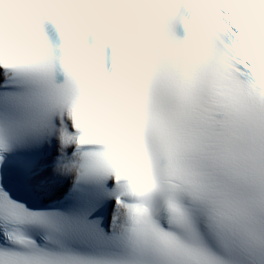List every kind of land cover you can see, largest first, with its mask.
I'll return each mask as SVG.
<instances>
[{"label":"snow or ice","instance_id":"snow-or-ice-1","mask_svg":"<svg viewBox=\"0 0 264 264\" xmlns=\"http://www.w3.org/2000/svg\"><path fill=\"white\" fill-rule=\"evenodd\" d=\"M0 264H264V0H0Z\"/></svg>","mask_w":264,"mask_h":264}]
</instances>
